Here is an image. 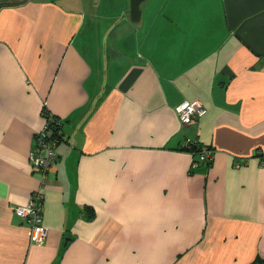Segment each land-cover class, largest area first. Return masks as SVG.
<instances>
[{
    "label": "crops",
    "instance_id": "crops-1",
    "mask_svg": "<svg viewBox=\"0 0 264 264\" xmlns=\"http://www.w3.org/2000/svg\"><path fill=\"white\" fill-rule=\"evenodd\" d=\"M118 1L0 0V264L264 261V0ZM39 190L42 245L14 212Z\"/></svg>",
    "mask_w": 264,
    "mask_h": 264
},
{
    "label": "built area",
    "instance_id": "built-area-1",
    "mask_svg": "<svg viewBox=\"0 0 264 264\" xmlns=\"http://www.w3.org/2000/svg\"><path fill=\"white\" fill-rule=\"evenodd\" d=\"M205 112V108L197 101L184 102L178 108L179 119L183 125L191 124ZM54 118L56 117L50 113L45 117V123L36 133L35 145L30 153L31 166L41 173L43 179L52 172L57 162L56 147L60 139L54 136L56 130L51 125ZM184 147L197 155L201 161L209 162L212 159L209 149L202 147L198 141H186ZM43 199V193L39 190L33 193L28 204L14 208L15 214L30 225V239L36 245H42L47 236V229L42 223Z\"/></svg>",
    "mask_w": 264,
    "mask_h": 264
},
{
    "label": "water",
    "instance_id": "water-1",
    "mask_svg": "<svg viewBox=\"0 0 264 264\" xmlns=\"http://www.w3.org/2000/svg\"><path fill=\"white\" fill-rule=\"evenodd\" d=\"M146 0H130V19L137 23L141 20L142 9L141 6Z\"/></svg>",
    "mask_w": 264,
    "mask_h": 264
},
{
    "label": "trees",
    "instance_id": "trees-1",
    "mask_svg": "<svg viewBox=\"0 0 264 264\" xmlns=\"http://www.w3.org/2000/svg\"><path fill=\"white\" fill-rule=\"evenodd\" d=\"M43 115H44V117H46L47 115H49V112L44 109ZM51 125L56 130V133L54 136L57 137L58 139H61V137H62V132H61L62 123H61V121H59L58 118H54V120H52V122H51ZM184 149H187V148L184 147ZM263 263H264V261H261V259H258L251 264H263Z\"/></svg>",
    "mask_w": 264,
    "mask_h": 264
},
{
    "label": "rangeland",
    "instance_id": "rangeland-1",
    "mask_svg": "<svg viewBox=\"0 0 264 264\" xmlns=\"http://www.w3.org/2000/svg\"><path fill=\"white\" fill-rule=\"evenodd\" d=\"M127 1H128V0H126V2H127ZM150 1H151V0H150ZM150 1H149V2H150ZM113 2H114L115 4H116V3H118V4L120 3L118 0H113ZM128 7H130L129 4H128ZM258 259H261V258L259 257Z\"/></svg>",
    "mask_w": 264,
    "mask_h": 264
}]
</instances>
